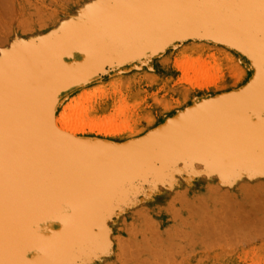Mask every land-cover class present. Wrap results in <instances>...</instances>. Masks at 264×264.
<instances>
[{
    "label": "rangeland",
    "instance_id": "374dc122",
    "mask_svg": "<svg viewBox=\"0 0 264 264\" xmlns=\"http://www.w3.org/2000/svg\"><path fill=\"white\" fill-rule=\"evenodd\" d=\"M262 3L0 0V122L5 126L0 129V180L7 185L3 176L14 166L20 179L27 174L24 182L32 190L38 175L49 187L43 198L58 205L61 213L30 217L27 223L38 221L34 235L19 245L16 239L8 250L10 225L7 236L0 235V264H264V140L259 113L264 63L255 95L201 98L206 91L229 90L234 69L218 53L205 50L206 44L190 39L204 31L243 33L264 60ZM175 41L180 43L150 58ZM38 55L43 64L58 65L41 74L39 67L33 68ZM136 55L144 57L135 64L137 69ZM175 57L186 61L184 71ZM147 60L151 70L140 68ZM87 62L90 76L103 78L84 93L87 99H81L76 110L90 109L89 120L94 121L114 117L118 133L104 137L90 132L91 121L81 124V135L108 142L90 141L92 159L78 168L83 164L51 159L58 155L44 140L35 145L36 130L30 129V122L42 133L46 107L39 96L41 75L49 85L55 80L67 83L64 80L74 72L71 80L85 77L74 68ZM191 65L201 69L195 71L196 81L185 82L183 73H191ZM29 66L33 72L25 79ZM120 68L124 69L115 77L108 75ZM147 72L161 81L150 86ZM31 82L34 89L25 94L23 86ZM182 86L188 90L178 94ZM142 88L158 91L155 114L147 111L152 98L141 99L147 95ZM26 99L29 104L24 105ZM21 108H32L31 119L24 120ZM15 114L19 115L14 119ZM71 146H61L64 157L72 155ZM23 152L29 160L22 159ZM64 189L73 197L69 192L62 195ZM24 195L31 199L29 190ZM59 216L62 229L53 225Z\"/></svg>",
    "mask_w": 264,
    "mask_h": 264
},
{
    "label": "crops",
    "instance_id": "0c3cea01",
    "mask_svg": "<svg viewBox=\"0 0 264 264\" xmlns=\"http://www.w3.org/2000/svg\"><path fill=\"white\" fill-rule=\"evenodd\" d=\"M191 40H195L197 42H201L206 44L209 48H205V50L208 51H213V54L216 52L218 53L220 56L224 57L225 59H227V63H228V68L233 69L230 71V80L233 81V84L231 86V88L227 91H224L222 93V90H219L217 92H203V97L201 98H206L209 99L208 97H213L215 95H218L216 98H225L227 96H239L241 93L245 95H255V87L257 82L260 80V78L262 77V73L260 70L261 69V65L264 63V60H261L260 57H258V54L256 52V46L254 44L251 45L250 43V36L245 35L243 33L240 34H231V33H218V32H210V31H204L203 34L200 35H196L194 37H190ZM237 40V42H236ZM183 42V41H182ZM80 43V42H79ZM178 41L175 42H171L168 43L165 47H163L162 49L155 51L154 53H152L151 57L157 55V56H161L162 54H164L166 52V49L170 48V47H175L176 45H178ZM175 45V46H174ZM84 48L87 47H91V46H83ZM173 51V50H172ZM137 53L138 49H137ZM76 54V53H75ZM73 53V55H75ZM173 54V53H172ZM235 55L236 59L232 56ZM53 56V55H51ZM143 57V56H141ZM140 56L136 55L135 56V63H133V65H135L136 63L140 62ZM85 58H79L78 61L82 62L83 59ZM144 58V57H143ZM48 59H52V57H49ZM56 59V57H55ZM90 59V58H88ZM42 57L40 58V56L38 55L36 57V65L33 68L39 67V70L41 74H45L47 70H49L51 67L58 65V64H43L44 62H41ZM91 59L88 61L90 62ZM149 60H147L146 62H143L141 64V66L144 67H140L142 69L148 68L150 69L146 63ZM87 62V63H88ZM175 63H180L181 64V68L182 71L183 70V65L186 64V61H181L179 58L175 57L174 59ZM84 66H76L74 69L76 71H83L85 75V77H81V78H77L76 80H71L74 76H75V70L73 71L74 73L72 74V76H70L69 80H64L67 83H63L60 84L58 81H54L53 84L49 85L47 84L46 79L44 78L43 75L42 79H40V81L43 82V84L41 85V87H39L40 92H39V96L42 98V105L46 107V111H45V121L43 122V125L41 126L40 130L42 131L43 134V138H41L42 140H44V144L51 146V148L49 149L51 152L53 151L54 153H57V157L56 158H52L53 160H71L72 162H77L80 164H83L85 162H88V160L92 159V151L90 150V146L88 145L90 143V141L92 140H99V142H108L106 140V138H91L92 136L89 135H75L74 137H70L67 136L65 134H63L62 132H59L58 129H56V127L54 126L53 121V117L55 115H57V111L58 109L61 107V105L63 104L64 101L74 98V97H78L82 94H84L87 90H89L91 87L95 86L98 83H95L98 80H101L103 78V76H90V72L92 71V68L90 66V64L88 63ZM34 65V64H33ZM137 65V64H136ZM135 65V68L137 69V66ZM32 67H28L25 70V79H27V75L30 74L33 69ZM198 70H200V67L197 66L196 67ZM124 68H120L118 70H114L108 73V75L115 77L116 73H118L120 70H122ZM139 69V68H138ZM152 69V68H151ZM150 69V70H151ZM195 69L194 72L191 71V73H189L188 75L183 73L184 76V81H192L191 79H196V74L195 71L197 70ZM30 70V71H29ZM70 71V70H68ZM151 73V72H150ZM149 72H147L148 76L150 74ZM32 74V73H31ZM9 75L13 76V73H9ZM158 81H161V78H159L158 75L151 73L150 74V86ZM202 80L199 79V82H201ZM95 83V84H94ZM105 83V82H104ZM148 86V84H147ZM86 87V88H85ZM143 89V88H142ZM176 90V89H175ZM188 90V88H186V86H182L178 88V94H181V92L179 91H186ZM144 91H147V95H142L141 99L145 98H152V105L149 107L147 106V111H149V109H151L152 113L155 114L157 111H153L154 107H156V109L159 106V103L155 102L156 99H154V95H158V91H151V93L147 90V89H143L142 93H144ZM76 93V94H75ZM149 93L151 95H149ZM211 93V94H209ZM222 93V94H221ZM221 94V95H219ZM166 96V95H163ZM69 97V98H68ZM187 97V96H186ZM171 99V97H169ZM107 101V99L105 100ZM191 104V103H190ZM189 104V105H190ZM143 105V104H142ZM141 111H144V109ZM113 115V114H112ZM168 120H165V122L163 124H166ZM156 130V129H155ZM149 135V134H147ZM146 135V136H147ZM145 137V136H144ZM134 140V139H133ZM139 140V139H138ZM132 141V140H129ZM65 144H70L72 145L70 148V151L72 153V155H69L67 157L63 156V151L64 148H61V146H65ZM81 153L85 154L86 157H82V158H76L75 154L80 155ZM86 175V174H84ZM89 175H91V173H89L87 175L88 180H89ZM86 191V190H85Z\"/></svg>",
    "mask_w": 264,
    "mask_h": 264
},
{
    "label": "bare ground",
    "instance_id": "6f19581e",
    "mask_svg": "<svg viewBox=\"0 0 264 264\" xmlns=\"http://www.w3.org/2000/svg\"><path fill=\"white\" fill-rule=\"evenodd\" d=\"M202 66H203V64H202ZM191 68H192V71L194 72V65H191ZM203 69H204V71H206L205 68H203ZM203 69L201 70L202 72H203ZM199 74L200 73L198 72V75ZM200 76H202V78L204 77L201 74H200ZM204 79H206V75H205ZM204 79H201V80L203 81ZM32 84H33V82H31V83L26 84V85L23 86V92L25 90V92H26L25 94H27L30 90H33L34 89V87H33V89H31V87L33 86ZM17 94H16V96H17ZM35 94H36V92H35ZM28 96H33V94L32 95H28ZM83 96H84V94H82V95H80L78 97L71 98V100L69 101V103H67L62 109H60L57 112V115H55L53 117V121H52L54 123V126L56 127V129H58L59 132H62L63 134L68 135V136H74V134H76V133L83 134V132H85V131L80 129L81 128L80 125L83 124V123H86V122L89 123L91 121V123H89V125H88V126H90V132H97V134L102 135L104 137L105 136H111V135L117 134L118 133V125H116L115 118L114 117H111L112 119L111 118L110 119H108V118H102L100 120L94 121V119L89 120L90 109L84 108V109L76 110V108L78 107L77 106L78 102L81 99H87V97H85V96L83 97ZM14 99H16V98L12 97V100H14ZM27 104H29V101L26 99V100H24V105H27ZM14 107L17 108L18 109V112H19L20 107H17V106H14ZM30 109H28V110L22 109V111L24 112V120L25 121H27L28 119H31V113H32L31 111H32V108H30ZM68 110H72L75 113L73 115L72 114H67V111ZM17 115H19V114H15L14 115V119H15V117ZM73 123H75V125H73ZM7 124H9V123H7ZM35 126H36V124H35ZM30 127H31L30 128L31 130L32 129L33 130H36L34 132V138H35V140H33V142L35 143V145L39 143V140L42 143L43 140L41 138H43V135H42V133H40V131L38 132L37 129L33 128L32 121L30 122ZM84 127H85V124L83 125V128ZM1 128H5L4 121H1L0 122V129ZM6 128L7 129H12L13 127H12V125L11 126L10 125L9 126L7 125ZM27 130H28V128H27ZM141 140H139V141H141ZM0 141H1V139H0ZM31 141L32 140H28V141H26V143H30ZM124 146H126V145H124ZM119 148H117V149H119ZM134 148H135V146H134ZM14 149H12V150H14ZM4 151H5V149H4ZM120 152H122V151H120ZM23 153H24L23 155L25 156V158L22 157V159H27L28 158V160H29V157H28L27 152H23ZM38 158L41 159L40 156ZM13 160H14V157L10 161H13ZM89 163H91V162H89ZM14 164H15V162H14ZM87 164L88 163L83 164L81 166H76V167H78V168L79 167L80 168L81 167H86ZM24 166H26V167L28 166V164L25 161H24ZM19 167H20V165H19ZM1 171H3V170H1ZM28 171H29V169H28ZM1 175H3V174H1ZM19 175H20V173L17 171V168L14 167V166H12V169L10 170V172L4 174V176H3V177L7 176V180H6V182H7L6 184L7 185H5V183H4L3 180H0V235L6 237L8 231H9L10 225L12 226V227H10V228H12V231L9 233L8 238H7V240L9 241V242L7 241V249L8 250L12 249L13 243H11V242H15L16 239H17V245H19V244H22L23 241H25L26 239H28V237H31L32 235H34L32 230H33V228H37L38 221H37V223H30V222L27 223L28 222V219L30 217L32 218V216H36V217H41L42 218L43 216L49 215V214H53L54 216L61 214L58 205L49 204V203H47L46 198H43L44 192L47 193V191L49 190V187L48 186H44V182L42 181V179L39 178V176L37 174H34L33 173V177L35 175H37L38 179H37V182H36L37 184H34V186L32 185V187H33L32 190H30V188L28 189V185H25V182H24L26 180L27 174L26 173H23V177H22L23 180L20 179ZM30 176H31V174H30ZM27 190H29V194L32 195L30 197L31 199H29V200H27V198L24 195V193ZM63 192H65V193H63L62 195H67V193L69 191H68V189H64ZM70 193L71 192H69L68 197L71 198V197H73L71 195H73L74 193H72V194H70ZM51 194H50V196H51ZM21 218L23 219V221H22ZM56 219H57V221L55 220V222H53V225H59L61 227L60 229H62V226L64 224L60 220V216L58 218H56ZM10 234L12 235V238H14L15 236L16 237L14 239L10 238V236H11ZM31 249H33V248H31Z\"/></svg>",
    "mask_w": 264,
    "mask_h": 264
},
{
    "label": "snow or ice",
    "instance_id": "6c2138e0",
    "mask_svg": "<svg viewBox=\"0 0 264 264\" xmlns=\"http://www.w3.org/2000/svg\"><path fill=\"white\" fill-rule=\"evenodd\" d=\"M262 7H264V3H262ZM261 45L264 48V27H262L261 31ZM259 113H260V134L262 140H264V89L261 90L260 98H259ZM255 119V117H253Z\"/></svg>",
    "mask_w": 264,
    "mask_h": 264
},
{
    "label": "water",
    "instance_id": "95a60500",
    "mask_svg": "<svg viewBox=\"0 0 264 264\" xmlns=\"http://www.w3.org/2000/svg\"><path fill=\"white\" fill-rule=\"evenodd\" d=\"M127 147H129V146H127ZM127 147H126V148H127ZM122 148H123V147H122Z\"/></svg>",
    "mask_w": 264,
    "mask_h": 264
}]
</instances>
